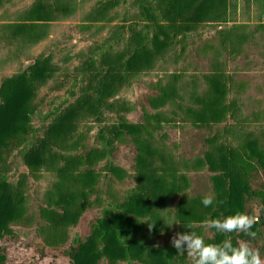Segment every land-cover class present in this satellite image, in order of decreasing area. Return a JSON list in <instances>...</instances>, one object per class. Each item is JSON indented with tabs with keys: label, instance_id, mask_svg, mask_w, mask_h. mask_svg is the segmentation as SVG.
<instances>
[{
	"label": "trees",
	"instance_id": "16d2710c",
	"mask_svg": "<svg viewBox=\"0 0 264 264\" xmlns=\"http://www.w3.org/2000/svg\"><path fill=\"white\" fill-rule=\"evenodd\" d=\"M7 1L0 0V6ZM119 2H97L92 19H109ZM219 4L218 0H134L141 22L121 26L119 35L67 55L65 64L76 62L72 71L55 62L54 54L41 55L23 71L1 80L0 241L14 234L12 227L36 229L43 244L41 258L47 257V251L54 254L48 264H58L57 254L68 255L69 264H192L186 253L179 254L172 244L159 245L158 238L179 222L175 224L180 233L190 232L188 225L194 224L192 230L204 235L207 242H250L252 238L245 233L221 234L201 222L236 212L253 215L252 200L259 206L258 223L252 231L256 232L255 240H264V135H239L237 144L224 137L217 141L216 131L243 104L239 85L228 72V49L221 34V45L206 44L198 50L199 57L214 56L210 72L198 77L206 89L198 92L195 78L186 86L194 107L179 105L177 77L148 99L154 110L169 103L181 107L186 116L182 121L193 122L202 136L201 152L194 159L177 160L166 154L165 143L157 144L156 133L169 140L161 130L163 112L145 111L144 121L131 122L127 118L130 108L116 98L136 70L156 61L175 44L178 29L189 30L194 22L209 20ZM33 8L31 22L48 20L55 10H69L63 1L55 10L41 4L37 7V3ZM31 22L14 30L27 33L36 27ZM238 29L230 31H234V44L246 38L235 33ZM127 32L132 33L128 48L113 54ZM42 37L37 34L35 39L41 41ZM58 76L60 80H56ZM51 80L53 85L44 91ZM60 91L64 92L54 95ZM36 117L40 118L38 126L34 124ZM79 120L97 124L95 134L91 135L90 127L78 134ZM152 121L158 123L153 127L156 133L149 130ZM122 146L133 148L135 176L115 161ZM17 157L33 175L55 173L57 182L43 199L29 202L28 188L21 181L10 182ZM180 166L187 171H205L215 196L213 205L205 208L204 196L189 193L191 181L179 174ZM126 180L137 185L123 191ZM88 210L99 212L90 235L83 242L71 239V230ZM69 243L72 248L67 252ZM4 263L0 250V264Z\"/></svg>",
	"mask_w": 264,
	"mask_h": 264
},
{
	"label": "rangeland",
	"instance_id": "374dc122",
	"mask_svg": "<svg viewBox=\"0 0 264 264\" xmlns=\"http://www.w3.org/2000/svg\"><path fill=\"white\" fill-rule=\"evenodd\" d=\"M68 5V11H56L55 8L59 3ZM102 0H9L0 6V82L4 77H10L23 71L29 64L41 55L54 54L55 62L63 68H69L70 71L76 66V62L65 64L63 60L69 54H77L87 50L95 45L96 42H103L105 39L119 35L120 27H129L134 22H141L138 18V9L133 5L134 0H119V5L110 12L109 19L94 20L96 3ZM42 6H51V10H55V14L49 17L50 19L29 21V12L33 10L35 4ZM50 10V8H48ZM47 10V11H48ZM38 18V17H37ZM114 18V19H113ZM35 23L33 27L23 33L16 32L17 26L22 24ZM7 29H4V27ZM38 26V27H37ZM10 27V28H9ZM201 26L192 25L189 30L184 27L178 29L177 40L165 53L158 56L157 60L147 64L136 70L130 78V84L123 86L116 98L121 103L126 104L130 111L127 118L131 122L144 121L145 111L151 114L163 112L164 120L160 122L162 130L169 136V140L162 139L158 133L154 132V126L158 124L152 121V126L149 130L156 133L157 144L165 143L167 146L166 154H169L177 160L194 159L198 156L202 149V136L193 122L186 118L181 107L172 105L171 103L162 107L160 110L151 108L148 99L157 96L161 88L172 83L174 77H177V87L179 92V105L194 107L191 102V96L186 93V86L192 84L195 78L197 91L201 92L206 89V83L203 79L198 78L200 75L208 74L211 70V62L209 58H200L197 51L206 44L211 43L213 39L210 36H215L217 33L225 32L226 30H217L214 27L215 33L210 34L211 30L206 31ZM210 29V28H208ZM138 30V29H137ZM254 28H249L247 31L238 29L236 33L239 36H245L242 44H234L231 49L236 51V59L230 62L232 51L225 54L227 57L228 72L234 76L235 85H239V95L243 100V104L238 109L233 118L229 119L228 123L220 126L218 131L219 141L222 137L226 138L227 131L232 132V128L241 126L242 123L249 122L248 113L253 112L252 108L257 107V102L252 97H264V31L255 32ZM16 32V34H13ZM207 33V35H206ZM37 34L43 35L41 41H37ZM131 32L126 33V39L121 38V41L115 45L113 54L124 51L127 47V40L131 37ZM207 39H203L204 36ZM257 35V36H256ZM220 36V34H219ZM163 38V36H162ZM220 44V38L218 37ZM221 45V44H220ZM245 50L246 55L242 52ZM243 55V57H241ZM214 56V55H213ZM234 57V56H233ZM63 73V71H62ZM56 80H60L58 76ZM51 80L44 87V91H48L53 85ZM81 87V86H80ZM64 91L55 92L62 94ZM249 93V98L246 96ZM53 94V93H52ZM80 89L77 92V97L80 96ZM231 96L229 100L231 101ZM178 105V106H179ZM240 105V102H239ZM39 117L34 119V124L39 125ZM264 121L263 118H260ZM90 120H79L78 134L85 133L89 127L92 128L91 135L97 131V124H90ZM243 126V125H242ZM248 129L258 130L257 127L247 126ZM243 131L244 135L248 132ZM242 130L237 131L240 135ZM234 135V136H237ZM229 140L232 136H229ZM232 143H238L237 141ZM116 163L127 169L133 176L135 170V154L132 147L122 146L120 152L116 156ZM10 172V182L17 184L21 181L24 188H28L29 202L33 203L37 198L43 199L46 190L52 184L57 182L55 173L42 171L38 175L30 173L25 167L20 158H16ZM179 174L186 176L191 181L189 193L193 196H205L211 194L210 185L207 179V174L203 170L190 169L187 171L180 166ZM25 176V179L22 177ZM137 185L134 180H126L123 191L131 189ZM250 209L253 215H259V206L257 201L250 202ZM99 212L97 210H88L81 217L78 225L71 230V239L77 237L80 242L90 235L91 224ZM14 234L5 237L0 241V250L5 256L4 264H48L53 259V253L46 252L47 257L41 258V249L43 247L41 239L36 233V229H26L21 227H12ZM178 227L173 223L166 233L158 238L159 245L171 244V238L178 233ZM250 243L259 248L264 255V240L252 239ZM71 243L66 246V251L70 252ZM56 263L69 264L70 259L66 254H57ZM100 264H105L102 261ZM127 264V263H120Z\"/></svg>",
	"mask_w": 264,
	"mask_h": 264
},
{
	"label": "clouds",
	"instance_id": "9594fccd",
	"mask_svg": "<svg viewBox=\"0 0 264 264\" xmlns=\"http://www.w3.org/2000/svg\"><path fill=\"white\" fill-rule=\"evenodd\" d=\"M214 202L215 196L212 194L205 195L202 199L205 208ZM258 219L247 212H236L223 219H205L201 223L205 228L214 229L217 233H245L255 239L256 232L252 231V228L258 223ZM195 226L189 224L190 232H178L171 238L172 246L179 254L186 253L192 264H264V255L249 241H239L235 245L231 239L207 242L204 235L192 230Z\"/></svg>",
	"mask_w": 264,
	"mask_h": 264
},
{
	"label": "crops",
	"instance_id": "0c3cea01",
	"mask_svg": "<svg viewBox=\"0 0 264 264\" xmlns=\"http://www.w3.org/2000/svg\"><path fill=\"white\" fill-rule=\"evenodd\" d=\"M220 1L219 4V9L217 10V12L215 11H211V17L209 20H199L197 22H194V26L197 24V26H201L200 31H202V29L206 28V31L211 30L209 33L210 34H214L215 31L213 30L214 27H217V30H226L224 32V34L217 33L215 36H210L209 39H213V41H211V43L209 44H215V45H220L218 42V37L220 38L221 36H219V34L222 35V37H224L225 40V46L227 47V49L229 50V52L232 51V58L230 59V62L236 59V55L237 52L232 50L231 47L235 46L232 39H233V35H234V31L231 29H235V28H240L241 30L244 28L247 29V31H249V28H254L256 31L258 32L257 35L260 32L264 31V25H263V20H264V0H218ZM210 28V29H208ZM236 33V32H235ZM207 35V33H206ZM204 36L203 39H207V36ZM256 35V36H257ZM235 36V35H234ZM246 36V35H245ZM245 39H242L239 43L237 44H242V42ZM236 44V45H237ZM242 52L246 55L245 50L243 49ZM197 55H198V51H197ZM241 57H243V55H241ZM200 58H209L210 60H213V54L210 53L209 57H200ZM229 62V63H230ZM228 63V65H229ZM248 93V92H247ZM246 96V100H248L249 93ZM252 99H255L257 102V107H253L252 111L248 113L247 117L250 119L249 122L242 123L241 126H238L236 128H232L231 131L229 132L227 131L225 137L226 140L229 142H238V136L236 133L238 130H242L241 134L242 136H244L243 131L247 130V126H253V127H257L258 130H254V129H248L249 131L246 132H254L256 134H263L264 135V121H261L260 118H263L264 120V97L263 95H260V98L257 97H252ZM243 125V126H242ZM237 135V136H234ZM229 136H232V139H228ZM233 144H237V143H233Z\"/></svg>",
	"mask_w": 264,
	"mask_h": 264
},
{
	"label": "built area",
	"instance_id": "2783aa9c",
	"mask_svg": "<svg viewBox=\"0 0 264 264\" xmlns=\"http://www.w3.org/2000/svg\"><path fill=\"white\" fill-rule=\"evenodd\" d=\"M263 25H264V20H263Z\"/></svg>",
	"mask_w": 264,
	"mask_h": 264
}]
</instances>
